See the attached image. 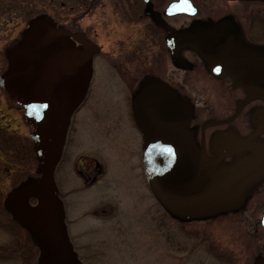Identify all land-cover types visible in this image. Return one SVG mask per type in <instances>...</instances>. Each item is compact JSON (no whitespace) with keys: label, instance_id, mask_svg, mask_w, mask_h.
I'll use <instances>...</instances> for the list:
<instances>
[{"label":"rangeland","instance_id":"rangeland-1","mask_svg":"<svg viewBox=\"0 0 264 264\" xmlns=\"http://www.w3.org/2000/svg\"><path fill=\"white\" fill-rule=\"evenodd\" d=\"M209 1L218 8L224 4L223 0ZM233 4L244 7L251 2ZM38 7L44 10L42 4ZM41 14L43 19L47 15ZM117 26L113 37L99 38L106 47L96 58L95 81L90 96L74 117L67 158L61 160L55 172L58 190L66 202L63 205L69 232L84 264H254L249 259L252 241L234 214L215 213L209 220L180 221L159 203L144 174L140 175L142 169L135 168L140 156L133 155L131 148L139 146L140 135L130 115V92L119 78L128 80L140 66L131 61L133 55L125 47L128 38L122 30L127 25ZM29 28L24 17L14 11L0 15V49L7 51L17 45ZM114 39L118 43L121 40V45L115 47L111 41ZM157 60L163 66L158 71L164 72L167 58L159 54ZM7 65V60L0 57V72ZM184 81L183 90L194 95L198 109L210 111L214 103L217 107L221 103L220 86L207 85L204 78L191 73ZM0 128L15 139L3 143L8 145L6 150L0 143V195L6 202L23 177L41 179L43 171L38 167L45 160L44 155L30 160V151L40 143L36 125L25 106L1 83ZM82 153L89 159L97 153L106 155L102 163L107 172L103 171L95 184L78 189L82 179L76 159ZM86 162L96 174L101 173L98 165ZM8 209V215L0 220V264H31L39 249L33 245L30 231L17 222L10 206Z\"/></svg>","mask_w":264,"mask_h":264},{"label":"flooded vegetation","instance_id":"flooded-vegetation-1","mask_svg":"<svg viewBox=\"0 0 264 264\" xmlns=\"http://www.w3.org/2000/svg\"><path fill=\"white\" fill-rule=\"evenodd\" d=\"M173 1L175 0H41L44 10H40L35 6L38 0H0V15H4L6 11H14L30 25L34 17L46 12L47 23L56 35L58 51L54 58L55 61L58 59L55 63L60 64V68L68 70L79 51L92 52L93 77L82 105L90 96L95 81L96 58L104 53L106 47V43L99 38L113 37L117 32V25H127L129 29L122 30L128 38L125 47L133 55L131 61L140 67L130 74L128 80L119 79L123 81L120 83L124 84L127 92H130V115L140 135L139 146L130 147L133 155L140 156L139 167L135 163V168L142 169L140 175L143 173L147 180L145 137L135 119L133 101L143 87L160 77L191 98L192 141L197 149H203L211 157V164L217 163L216 160L220 161L224 165V176L232 178L229 186L232 194L226 203L230 209L227 214H234L239 225L250 236L252 253L249 259L254 264H264V0H223L224 4L220 8L209 0H204L203 4V0H192L197 7L195 14L170 12L169 5ZM238 1H250L251 4L244 7L233 4ZM12 4L23 8L14 10L10 7ZM194 25L198 26L199 31L208 33L211 54L205 56L193 46L180 45L178 61L172 54L171 30L181 31ZM215 31L217 34H214ZM111 41L116 44L115 47L117 44L121 45V40L119 43L117 39ZM215 48L222 52L217 59L211 56L214 55ZM137 53L139 56L134 57ZM159 54H164L168 61L164 72L158 71L163 67L157 60ZM0 57L7 60L4 49H0ZM114 70L118 75L117 70ZM190 73L204 78L207 85L221 87L223 99L218 107L214 103L210 111L197 108L194 95L183 90L182 86L184 80L189 79ZM207 121L211 122L204 126ZM69 139L68 137L61 160L68 154ZM118 151L120 152L119 149ZM96 156L91 159L85 153L77 156V172L82 179V185L78 189L95 184L102 172H107V166L104 168L102 163L106 155L104 157L97 153ZM87 160L90 166L98 165L101 173L96 174L93 167L87 166ZM122 166L128 167L126 164ZM122 173L125 174L123 171ZM57 194L66 205L62 192L58 190ZM19 198V203H23L24 208L39 203L32 193L23 192ZM47 198L60 211L54 215L55 212L46 208V216L55 217L61 231L69 234L77 257L84 264L70 235L68 222L64 220L59 198L53 199L50 190ZM34 210L31 208L30 213L34 214ZM34 219L38 221L37 217ZM39 226L42 229L37 232L38 237H44V233L48 235L47 225L39 222ZM54 236L57 237L54 239L56 241L48 249L55 250L56 253L52 255L62 257L69 264L67 251L60 243V235ZM33 243L39 249L35 261L42 256L39 244Z\"/></svg>","mask_w":264,"mask_h":264},{"label":"water","instance_id":"water-1","mask_svg":"<svg viewBox=\"0 0 264 264\" xmlns=\"http://www.w3.org/2000/svg\"><path fill=\"white\" fill-rule=\"evenodd\" d=\"M169 10L195 14L197 7L192 0H175ZM171 32L172 54L178 61L180 45L193 46L205 56L211 54L208 33L199 31L197 25ZM57 45L47 15L44 19L42 14L37 15L18 44L5 51L8 65L0 74V83L10 88L12 96L25 106L34 121L40 139V143L34 145V151L37 158L44 155L45 160L38 167L43 171L41 179H22L4 202L5 209L9 211L10 206L14 218L39 244L42 257L32 264H67L62 257L52 255L55 250L48 249L56 241L54 234L60 235L69 264H82L69 234L61 231L55 217L46 216V208L55 212L54 215L60 211L50 199L49 203L47 193L50 190L53 199L59 198L65 220L55 172L67 144L74 114L88 95L93 77V55L89 51H79L75 61L65 70L55 63L58 62L54 58ZM221 54L215 48L211 56L217 59ZM154 79L133 101L135 119L145 137V172L151 191L168 213L183 222L209 220L215 213L228 212L226 203L232 194L229 191L232 178L224 176V165L220 161L211 164V157L203 149H197L192 141L191 98L167 81ZM23 192L32 193L39 203L24 208L23 203H19ZM31 208L35 209L34 214L30 213ZM262 218L264 221V212ZM39 222L46 224L49 232L41 238L37 235L42 229Z\"/></svg>","mask_w":264,"mask_h":264},{"label":"trees","instance_id":"trees-1","mask_svg":"<svg viewBox=\"0 0 264 264\" xmlns=\"http://www.w3.org/2000/svg\"><path fill=\"white\" fill-rule=\"evenodd\" d=\"M40 2H41V0H38V4H40ZM38 4L37 5H35V6H37L38 7ZM10 7L11 8H13L14 10H19V9H21V8H23L22 6H20V5H15V4H12V5H10ZM15 141V139L11 136H9V133H5V131L3 132V130H0V143H1V145H2V147L6 150V147H8V145H4L3 143H5V144H8V143H12V142H14ZM9 154V153H8ZM33 157H34V155H33V151L31 150L30 151V160H32L33 159ZM23 158H20L19 160H22ZM23 162H30V161H28V160H22ZM3 198H2V196L0 195V220L4 217V216H6V215H8V212L4 209V207H3Z\"/></svg>","mask_w":264,"mask_h":264}]
</instances>
